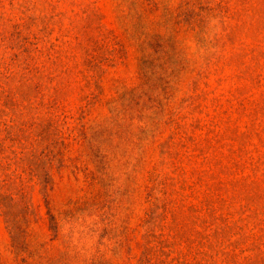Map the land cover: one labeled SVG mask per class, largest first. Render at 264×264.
<instances>
[{"label": "rangeland", "instance_id": "rangeland-1", "mask_svg": "<svg viewBox=\"0 0 264 264\" xmlns=\"http://www.w3.org/2000/svg\"><path fill=\"white\" fill-rule=\"evenodd\" d=\"M0 264H264V0H0Z\"/></svg>", "mask_w": 264, "mask_h": 264}, {"label": "trees", "instance_id": "trees-1", "mask_svg": "<svg viewBox=\"0 0 264 264\" xmlns=\"http://www.w3.org/2000/svg\"><path fill=\"white\" fill-rule=\"evenodd\" d=\"M22 185V184H20ZM16 196H20L21 199H24L25 198V188H19L17 191H16ZM14 202H16V200H14Z\"/></svg>", "mask_w": 264, "mask_h": 264}]
</instances>
